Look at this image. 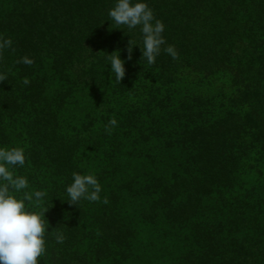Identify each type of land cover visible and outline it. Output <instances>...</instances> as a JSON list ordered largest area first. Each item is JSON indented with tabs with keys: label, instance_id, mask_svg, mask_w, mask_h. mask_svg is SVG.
I'll use <instances>...</instances> for the list:
<instances>
[{
	"label": "trees",
	"instance_id": "obj_1",
	"mask_svg": "<svg viewBox=\"0 0 264 264\" xmlns=\"http://www.w3.org/2000/svg\"><path fill=\"white\" fill-rule=\"evenodd\" d=\"M147 2L165 25L153 64L139 45L128 59L140 35L109 20L114 0H0V146L23 147L15 175L47 193L40 264H147L151 228L170 264H264V0ZM244 169L259 178L228 205ZM73 172L100 201L66 200ZM214 198L228 231L202 219Z\"/></svg>",
	"mask_w": 264,
	"mask_h": 264
},
{
	"label": "clouds",
	"instance_id": "obj_2",
	"mask_svg": "<svg viewBox=\"0 0 264 264\" xmlns=\"http://www.w3.org/2000/svg\"><path fill=\"white\" fill-rule=\"evenodd\" d=\"M109 20L117 25L116 28L125 29L129 34L138 30L140 42L129 41V56L136 45L142 51V59L148 64L155 63L156 57L165 44L162 33L165 25L156 19L147 0H114V5L108 10ZM11 39H0V50L11 47ZM173 58L177 52L172 45L163 49ZM111 66L112 76L120 82L125 76V61L120 52L116 51L106 56ZM31 65L32 59L25 56L19 61ZM4 79L0 75V80ZM28 84L27 79L24 80ZM113 118L109 125L115 126ZM109 133L111 128L107 127ZM26 162V153L23 147L0 146V264H40V257L45 252V234L49 223H45L43 201L47 195L44 190H29V182L25 176L15 175L17 167H23ZM67 201L79 205L81 200L96 202L101 200L102 186L94 174L72 173V182L65 188ZM20 194V195H17ZM108 203L105 197L102 201ZM31 205V207H29ZM36 209H39L37 211ZM48 221V220H47ZM64 234L55 233V240L63 242Z\"/></svg>",
	"mask_w": 264,
	"mask_h": 264
},
{
	"label": "rangeland",
	"instance_id": "obj_3",
	"mask_svg": "<svg viewBox=\"0 0 264 264\" xmlns=\"http://www.w3.org/2000/svg\"><path fill=\"white\" fill-rule=\"evenodd\" d=\"M264 161V158H263ZM264 167V165H263ZM259 178L258 173H256L254 170L252 169H244L243 172L241 173L239 179H238V183L237 186L233 187V188H229L226 189V191L224 192V197L226 199L227 204L229 205L230 203L234 202L235 198H243L246 194L247 189L250 188L251 185H253ZM217 199H209L206 203L208 204V208L206 209V211L204 212L202 219H204L205 221H209L211 219H214L218 216V211L219 206L216 203ZM232 217V214L230 212V210L225 206L222 209V214L219 217L220 219H222L223 221L226 222L227 224V228L226 231H228L229 229V223H230V219ZM147 232H145L143 234V241L141 242L140 245V252H150L151 257L150 259H146L147 260V264H170L171 260L167 259V258H163L160 256V250L159 247L160 243H158L157 241H155L154 237H156V234L153 233L155 232V230L151 229H145ZM187 230L186 229H182V233H186ZM230 238L231 235H228Z\"/></svg>",
	"mask_w": 264,
	"mask_h": 264
}]
</instances>
